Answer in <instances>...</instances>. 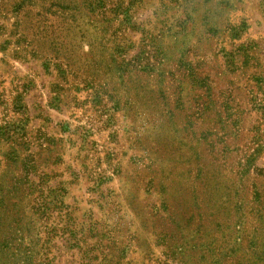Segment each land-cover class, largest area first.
Listing matches in <instances>:
<instances>
[{"label":"rangeland","instance_id":"obj_1","mask_svg":"<svg viewBox=\"0 0 264 264\" xmlns=\"http://www.w3.org/2000/svg\"><path fill=\"white\" fill-rule=\"evenodd\" d=\"M0 264H264V0H0Z\"/></svg>","mask_w":264,"mask_h":264}]
</instances>
